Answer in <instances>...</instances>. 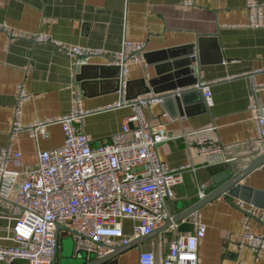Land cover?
Listing matches in <instances>:
<instances>
[{
  "label": "crops",
  "instance_id": "1",
  "mask_svg": "<svg viewBox=\"0 0 264 264\" xmlns=\"http://www.w3.org/2000/svg\"><path fill=\"white\" fill-rule=\"evenodd\" d=\"M248 1L195 0L194 6L187 7L182 0H0V24L22 34L13 38L0 30V153L10 143L20 88L30 95L21 105L24 124L68 115L75 94L80 93L85 110L100 109L85 119L82 130L93 144L108 142L133 114L126 106L108 108L123 97L119 70L108 60L123 50L124 42L145 43L143 61L129 66V92L139 94L144 84L163 77L152 87L158 93L152 90L142 95H165L164 101L144 112L151 126L174 137L159 145L160 159L174 168L185 167L184 181L175 187L169 202L172 216H177L218 187L215 177L239 172L264 154V144L257 142L255 115L249 109L252 87L264 84V0H255L262 5L259 27L250 26ZM36 33L50 41L27 38ZM59 44L107 53L106 57L93 56L85 64H76V57ZM189 61H193L191 75L186 73ZM80 66L86 68L82 73ZM194 76L197 84L212 82L211 106L205 104L200 90L192 89ZM184 89L185 98L181 99L183 94L178 92ZM258 98L264 106V90ZM209 127L216 129L208 138L226 148L230 163L210 164L181 136L184 131ZM48 132V137L36 141L21 131L12 147L22 157L11 167L22 170L34 166L40 149L64 143L61 125L49 127ZM245 179L242 197L219 196L199 210L207 232L199 246L201 264H264V248L254 252L237 243L245 218L238 202L246 208L252 206L264 218V165ZM192 216L180 220L177 229L172 225L109 264H138L140 250L164 254L179 234L193 231ZM259 217L251 219L250 227L261 234L264 222ZM14 224L11 206L0 203V247L15 245ZM132 228L133 221H126V234ZM59 236L55 264H72L70 259L76 257L73 239L64 233ZM14 264L28 263L19 260Z\"/></svg>",
  "mask_w": 264,
  "mask_h": 264
},
{
  "label": "built area",
  "instance_id": "2",
  "mask_svg": "<svg viewBox=\"0 0 264 264\" xmlns=\"http://www.w3.org/2000/svg\"><path fill=\"white\" fill-rule=\"evenodd\" d=\"M182 4L192 7L195 0H182ZM247 5L250 26H261L262 5L255 0H249ZM1 29L13 38L22 36L9 29L6 23L0 24ZM27 38L50 41L42 33ZM124 43L123 50L108 60L120 67L119 91L123 97L108 108L126 106L133 114L125 118L122 131L114 134L108 142L93 144L82 130L85 119L100 109L85 110L80 93L75 94L73 109L68 115L24 124L21 105L30 95L20 88L10 143L0 153V203L11 206L16 243L0 247V263L14 264L22 260L28 264H55L59 225V234L64 233L73 239L76 255L83 252L101 258L111 254L113 247L127 246L131 240L145 237L173 219L169 202L173 200L175 187L184 181L185 167L174 168L160 159L159 145L174 137L162 128L151 126L144 112L164 101L165 95L150 93L127 97L129 66L143 61L146 45ZM59 46L76 57V64H85L93 56L106 57L107 53L78 45ZM211 85L212 82H201L192 88L203 93L208 107L213 97ZM263 90L264 84L254 85L249 102V109L255 115L257 142L261 144H264V106L258 93ZM56 124L64 131L62 145L50 150L40 149L34 166H25L22 170L11 167L22 157L21 152L12 147V141L21 131L39 141L41 137H48L49 127ZM215 129L184 131L181 136L188 146L197 147L210 164L230 163L226 148L207 136ZM237 204L245 214L238 246L258 252L264 248V233L252 231L250 222L259 215L252 206L246 208L241 201ZM192 215L193 231L179 234L164 254L140 250L138 264H201L199 246L207 234L206 225L199 211ZM259 218L264 222L263 217ZM128 220L133 221L130 234L125 232ZM173 226L178 228L177 224Z\"/></svg>",
  "mask_w": 264,
  "mask_h": 264
},
{
  "label": "water",
  "instance_id": "3",
  "mask_svg": "<svg viewBox=\"0 0 264 264\" xmlns=\"http://www.w3.org/2000/svg\"><path fill=\"white\" fill-rule=\"evenodd\" d=\"M193 58V57H191ZM193 60H197V58H193ZM193 61H189L188 65L186 66L187 68V74L191 75L192 73V65ZM86 68L80 66L79 67V72H83ZM117 70H119V75L118 78L120 76V67L117 66ZM81 76L78 75V79ZM162 77V76H160ZM163 79L162 78H155L153 80H150L149 85L144 84V88L142 89V91L139 94L136 95H130V85L131 82L129 81L127 84V91H126V95L129 98H136L139 96H142V93H148L151 92L153 90V92L158 93V91L156 89H152V87L155 84H159L160 80ZM119 83H120V78L118 79ZM145 80V79H144ZM143 80V82H144ZM198 78H196L194 76V82L192 83V86L194 84L198 83ZM187 86H191L190 85H177L175 88H172L171 91H175L178 88H183V87H187ZM185 93V91H181L180 94ZM173 95V94H170ZM169 95L170 99L171 96ZM183 98H185V94H183L181 96ZM179 99V98H177ZM204 100V99H203ZM206 104V103H205ZM204 104V105H205ZM206 106V105H205ZM264 165V154L261 155L260 157H258L257 159H255L252 163L249 164V166H247L246 168L242 169L239 172H233L231 171L230 173H224L221 174L217 177H215V180L219 183L218 187L214 189L213 192L207 194L206 196H204V198H201L196 204L192 205L191 207L185 209L184 211H182L180 214H178L177 216L173 217V219L168 220L161 228H159L158 230H155L154 232L150 233L149 235H146L145 237L139 238V239H133L131 240V242L127 245V246H116L113 247L112 253L108 254L105 257H101L98 258L95 255L93 256H89L86 253H79L76 255V257L74 258V263L72 264H109L110 262H112L113 259H115L116 257H118L119 255H121L122 253H126L129 252L130 249L137 247L138 245L146 242L147 239L153 237L154 235H158L161 232H163L164 230L168 229L169 227H171L174 224H177L180 222V220H183L185 218H188L191 216V214L198 212L203 206H205L206 204L214 201L216 198H218L219 196H223V195H230V196H241V194L243 193V191L245 190V186L243 184V181H245L246 177L249 176V174L256 170L257 168H259L260 166ZM242 197V196H241ZM61 230V226L59 225L57 227V240L58 242L60 241V236H59V231Z\"/></svg>",
  "mask_w": 264,
  "mask_h": 264
},
{
  "label": "rangeland",
  "instance_id": "4",
  "mask_svg": "<svg viewBox=\"0 0 264 264\" xmlns=\"http://www.w3.org/2000/svg\"><path fill=\"white\" fill-rule=\"evenodd\" d=\"M70 262H71V263H74V259H70Z\"/></svg>",
  "mask_w": 264,
  "mask_h": 264
}]
</instances>
